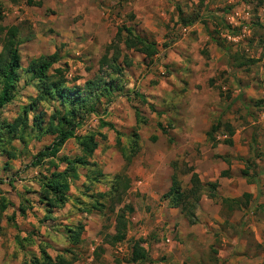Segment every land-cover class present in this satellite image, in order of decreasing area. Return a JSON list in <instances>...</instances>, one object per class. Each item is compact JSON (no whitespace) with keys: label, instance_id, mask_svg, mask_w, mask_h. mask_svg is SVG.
I'll return each mask as SVG.
<instances>
[{"label":"rangeland","instance_id":"1","mask_svg":"<svg viewBox=\"0 0 264 264\" xmlns=\"http://www.w3.org/2000/svg\"><path fill=\"white\" fill-rule=\"evenodd\" d=\"M28 1L0 0L1 25L19 29L22 67L41 55L56 53L59 61L53 68L63 69L68 87L83 88L86 81L96 80L98 76L104 75L105 81L110 79L107 66L101 70L99 64L104 55L111 59L117 49L120 55L116 63L123 67L122 58L126 55L131 66L123 68L121 75L114 78L122 85V90L112 92L114 98L110 103L101 99L97 113H81L83 118L74 131L75 136L93 135L98 146L87 158L89 166L78 168L79 180L71 186L69 195L72 198L64 206L46 213L43 204L38 202L36 193L40 187L37 178L40 173L49 175L53 169L47 160L42 166L30 165L35 155L51 144L53 136L28 137L25 144L15 139L13 145L17 157L14 160H8L0 153V198L4 197L13 205L4 212L1 222L0 264H31L33 256L39 257L40 247H45L46 252L54 257L58 250L69 247L65 228L78 222L84 224V232L81 244L75 249L79 260L74 264H115L119 260L113 248L107 249V256H103L104 253L96 255V247L113 230L114 213H109V207H113L115 213L124 206L132 209L131 213L125 212L128 232L124 243L128 249L132 240L145 242L149 236L155 244L167 245L169 238L180 241L178 225L175 226L176 232L172 233L154 227L153 210L157 208V199L135 187L140 181L142 185L148 183L150 189L154 188L150 181L152 175L163 177L165 167L175 163L181 188H189L191 174L186 173L189 166L185 162L189 153H180L171 161L167 156L174 140L167 99L171 93V102L183 105L192 102L194 94L191 90L200 94L203 83H207L210 53L202 43L190 42L193 25H182L180 11L184 18L198 15L195 23L203 24V32L214 36L226 47L227 60L231 64L252 65L255 67L252 69L258 72L264 66V12L260 13L264 0H30L32 4ZM242 3L249 6L244 13L249 14L250 20H238L237 16L230 14L233 5ZM123 26L155 43L157 54L150 62L142 54L127 51L122 44L117 45L115 36ZM227 37L237 40H228ZM241 71L251 74V70ZM231 93L219 89L218 96L221 100H228ZM29 96H35L34 90L20 81L15 100L1 111L0 119L12 122L21 106L28 103ZM263 108L264 99H259L246 111L257 122ZM44 112L49 117L51 109ZM234 112L230 107L224 110L218 121L221 126L214 134L213 142L207 139L209 143L215 144L217 136L221 138L223 132L227 133L225 125L229 124L225 118ZM102 122L112 128L103 126ZM158 123L161 127L157 126ZM120 148L125 149L130 160L127 167ZM58 155L76 157L83 152L72 138L65 142ZM63 168L59 165L58 170ZM98 172L101 174L97 178L99 183H88L85 176H97ZM119 176H127L130 180L127 191L120 194L121 201L114 203L117 194L112 195L111 202L106 197L99 199L97 195L107 193ZM162 181L158 186L160 191L169 186L168 179ZM94 198L106 204L102 214L82 211L93 203ZM19 207L25 208V215L17 211ZM214 240L213 246H216L220 237ZM203 250L204 253L193 259L192 264L218 263L215 249L211 248L207 254L206 248Z\"/></svg>","mask_w":264,"mask_h":264},{"label":"crops","instance_id":"2","mask_svg":"<svg viewBox=\"0 0 264 264\" xmlns=\"http://www.w3.org/2000/svg\"><path fill=\"white\" fill-rule=\"evenodd\" d=\"M248 9L249 6L243 3L233 5L230 14L237 16L238 20H250L249 14L244 13ZM263 12L264 8L260 9V13ZM203 27V24H193L190 42L202 43L210 53L207 83H203L200 94L197 90H191L194 95L192 102L187 104L172 103L173 97L169 94L167 104L168 112L172 115L174 140L167 156L171 161L180 153L188 152L189 159L185 162L193 168L200 182L203 185L217 183L216 197L211 199L203 195L195 210V223L189 224L179 209L170 208L162 200L171 185L173 170L170 166L165 167L163 177L155 173L152 175L150 181L154 188L150 189L148 183L142 185V182H136L135 187H140L138 190L141 193L157 199V208L153 210L154 227L165 228L164 232L172 233L176 232L175 226L178 225L180 241L169 238L168 244L162 245L150 241V236L145 242L138 239L142 241L147 260L129 262L127 259L136 240H132L131 245L128 243V249L124 243L127 223L123 241L115 245L103 241L96 247L97 256L102 253L107 256V249L113 248L119 260L115 264H192L193 259L204 253L203 247L206 254L211 248L216 250L217 264H264V125L260 119L255 122L246 111L257 100L264 99V66L259 68V73L252 69L255 68L252 65L234 66L227 60L226 47L218 46L211 40V36L203 32ZM243 69L251 70V74L243 73ZM223 80H226L225 84ZM219 89L231 91L230 99L221 100ZM228 107L235 110L225 118L228 119L232 135L223 132L222 137L217 136L212 145L207 141L206 133ZM226 140L229 143H225ZM163 179H168L169 186L160 191L158 186ZM223 199L236 202L225 204ZM137 219L140 217L137 216ZM113 232L114 229L111 234ZM216 237H220V241L213 246Z\"/></svg>","mask_w":264,"mask_h":264},{"label":"trees","instance_id":"3","mask_svg":"<svg viewBox=\"0 0 264 264\" xmlns=\"http://www.w3.org/2000/svg\"><path fill=\"white\" fill-rule=\"evenodd\" d=\"M42 1V0H39ZM32 4V1H28ZM39 4V3H37ZM180 21L183 26H192L198 15L188 16L184 18L182 10L180 11ZM3 17L0 14V113L9 104H11L17 94L20 81L24 82L25 86L31 87L35 96L28 97V103L21 106L20 111L12 122L0 119V153L8 160H14L17 157L16 149L13 141L17 139L21 144L26 143L28 137L36 136V138L44 135L53 136L51 144L39 151L33 158L30 165L32 167L42 166L47 160L50 167L53 169L49 175L39 174L37 182L39 191H37L38 202L43 204L46 213L49 214L52 209L59 208L65 205L72 197L69 195L71 186L79 180V167L89 166L87 158L91 157L97 149L98 143L93 135H85L76 137L74 131L81 124L83 115L97 113V104L101 99H105L110 103L114 98L112 92H120L122 85L116 83V79L121 75L123 68L131 66V61L126 55H123V67L117 64L120 55L119 49L115 55L109 59L104 55L99 67L107 66V76L110 77L105 81L104 75L98 76L96 80L86 81L83 88L68 87L69 83L65 79L63 69L53 68V65L59 61L58 54L41 55L29 61L24 68L21 65V57L19 46V29L17 26H2ZM228 28V26H227ZM229 29V28H228ZM233 31V30H231ZM117 45L122 44L127 51H135L142 54L149 62L157 54V48L153 41H149L138 34H135L130 27H121L116 33ZM218 46L223 44L211 36ZM240 66V64H238ZM100 70V71H101ZM134 95L141 98V95L134 92ZM51 109V114L46 117L44 112ZM152 110V107H151ZM137 117V114H136ZM103 126L112 128V125L102 122ZM161 127V124H157ZM220 123L211 125L206 133L207 139L214 141V134L220 127ZM229 136L232 135V130L229 125H225ZM166 134L165 129L161 128ZM75 139L77 145L83 152V155L76 157L59 156L61 148L69 139ZM225 143H229L228 140ZM133 146V151H134ZM122 157L125 160V167L128 166L130 160L126 156L125 149L120 148ZM62 165L63 170L59 171L58 167ZM93 166H95L93 164ZM173 174L171 176V185L169 190L162 196V200L167 203L170 208H177L186 217L189 224L195 223V210L200 198L205 195L208 198L216 197L217 183H207L203 185L198 176L193 172L192 167L186 169V173H190L189 188L182 189L180 180L176 174L175 163L171 165ZM50 172V169H47ZM99 173V172H98ZM90 177L85 176L88 183H99L98 179L101 174ZM130 180L127 176L115 179L111 188L107 193H99L97 197L104 199L106 197L110 202L114 199L117 204L121 201L120 194H124L129 188ZM113 195V196H112ZM223 203L236 202L234 200L223 199ZM13 205L4 197L0 198V233L2 231L1 222L4 218V212L8 207ZM107 208L106 204L94 198L90 206L82 209L85 213L97 211L102 214ZM109 213L114 215V232L107 233L105 241L110 245H115L121 242L126 237L127 220L126 214L131 213L132 209L124 206L115 213L113 207H109ZM21 215H25V208L17 209ZM84 232V224L78 222L76 225L65 228L66 240L69 244L68 248L58 250L54 257H51L45 250V247L39 248V257L33 256L31 264H74L79 260V254L75 250L82 242V234ZM142 241L136 240L132 245V253L127 261L135 263L139 260H147L145 250L141 246ZM47 244L46 246H48Z\"/></svg>","mask_w":264,"mask_h":264},{"label":"built area","instance_id":"4","mask_svg":"<svg viewBox=\"0 0 264 264\" xmlns=\"http://www.w3.org/2000/svg\"><path fill=\"white\" fill-rule=\"evenodd\" d=\"M227 38H228V40H232V41H236L237 40L236 38H231V37H227ZM259 119H260V122L264 125V108L260 112Z\"/></svg>","mask_w":264,"mask_h":264}]
</instances>
